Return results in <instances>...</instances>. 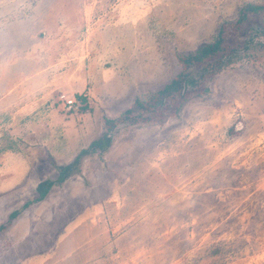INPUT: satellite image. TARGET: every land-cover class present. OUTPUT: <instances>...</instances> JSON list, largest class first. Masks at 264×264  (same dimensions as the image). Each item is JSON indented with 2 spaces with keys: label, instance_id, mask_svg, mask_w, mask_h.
<instances>
[{
  "label": "rangeland",
  "instance_id": "rangeland-1",
  "mask_svg": "<svg viewBox=\"0 0 264 264\" xmlns=\"http://www.w3.org/2000/svg\"><path fill=\"white\" fill-rule=\"evenodd\" d=\"M248 5L0 0V264H264V34L157 102Z\"/></svg>",
  "mask_w": 264,
  "mask_h": 264
},
{
  "label": "trees",
  "instance_id": "trees-1",
  "mask_svg": "<svg viewBox=\"0 0 264 264\" xmlns=\"http://www.w3.org/2000/svg\"><path fill=\"white\" fill-rule=\"evenodd\" d=\"M264 11V6H246L239 15L238 20L230 28L223 30L218 39L212 44H206L200 47L195 53L183 55L180 58L182 65V72H180L169 84H167L162 90L158 91L157 102L158 106L163 104V101L170 96L178 97L182 99L183 89L185 85H191L196 87L199 84L198 80L204 81L208 77H212L219 73L223 68L230 64L236 57L235 53L239 50L238 43L236 41L240 33H244L251 20L257 18L258 13ZM196 69L198 71L197 78L191 75V70ZM78 103L81 105V109L85 110L88 107V99L86 96H78ZM139 109L144 110L145 105L139 104ZM71 165H61L58 167L59 178L58 183L64 182L70 173ZM56 182L51 180H45L37 185V192L39 197L37 201L43 200L50 189ZM19 212L15 211L11 214L10 219H15ZM5 226L0 227V231H3Z\"/></svg>",
  "mask_w": 264,
  "mask_h": 264
},
{
  "label": "built area",
  "instance_id": "built-area-1",
  "mask_svg": "<svg viewBox=\"0 0 264 264\" xmlns=\"http://www.w3.org/2000/svg\"><path fill=\"white\" fill-rule=\"evenodd\" d=\"M60 101L64 103V108L68 112L79 110L81 108V105L74 98H67L65 95H61Z\"/></svg>",
  "mask_w": 264,
  "mask_h": 264
},
{
  "label": "flooded vegetation",
  "instance_id": "flooded-vegetation-1",
  "mask_svg": "<svg viewBox=\"0 0 264 264\" xmlns=\"http://www.w3.org/2000/svg\"><path fill=\"white\" fill-rule=\"evenodd\" d=\"M260 29H261V30H260ZM248 30H251V32H255L256 34H259V35L264 34V28H262V27L260 28V27L257 25V22H256V21H253V20H251V21L249 22V24H248V28H247V30H246L243 34H246ZM236 41H237L239 47L244 46V43H245V44L248 43V45H249V43L251 42V40L249 39L248 42L244 41L243 43H239V42H238V38L236 39ZM185 86H186V85H185ZM185 86H184V88H185ZM183 91H184V89H183Z\"/></svg>",
  "mask_w": 264,
  "mask_h": 264
},
{
  "label": "crops",
  "instance_id": "crops-1",
  "mask_svg": "<svg viewBox=\"0 0 264 264\" xmlns=\"http://www.w3.org/2000/svg\"><path fill=\"white\" fill-rule=\"evenodd\" d=\"M116 49H117V48H116ZM113 78H114V77H113ZM114 80H118V81H119L120 79H119V77H116V78H114ZM63 89H65V88H63ZM63 89L61 90L62 92H61L60 94H61V95H65L67 98H72L71 93H69L67 90H63ZM86 95H87V94H86ZM88 97L91 99V96L88 95ZM88 97H87V99H89ZM64 109H65V108H64ZM65 111H66V110H65Z\"/></svg>",
  "mask_w": 264,
  "mask_h": 264
}]
</instances>
